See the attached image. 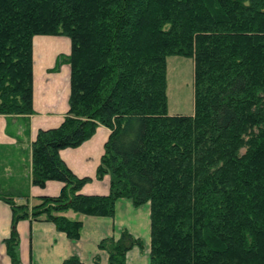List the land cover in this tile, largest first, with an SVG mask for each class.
Wrapping results in <instances>:
<instances>
[{"label":"trees","instance_id":"obj_1","mask_svg":"<svg viewBox=\"0 0 264 264\" xmlns=\"http://www.w3.org/2000/svg\"><path fill=\"white\" fill-rule=\"evenodd\" d=\"M35 34L70 39L59 56L70 65L67 114L31 143V182L63 185L32 205L0 192L11 264H21L19 219L77 239L82 220L66 211L115 216L120 197L151 204L150 264H264V0H0L2 114L33 112ZM170 55L194 58L191 114L169 112ZM100 123L111 133L96 175L110 174V191L82 193L92 177L75 174L59 149ZM135 245L144 240L127 228L99 243L108 264H127Z\"/></svg>","mask_w":264,"mask_h":264},{"label":"crops","instance_id":"obj_2","mask_svg":"<svg viewBox=\"0 0 264 264\" xmlns=\"http://www.w3.org/2000/svg\"><path fill=\"white\" fill-rule=\"evenodd\" d=\"M70 52V39L59 34H35L32 37V108L29 114L0 113V192L11 194L16 203L32 205L39 195H56L63 182L47 179L43 185L31 182V143L40 128L57 126L67 114L70 94V65L59 58ZM60 59V60H59ZM111 128L100 123L94 134L77 146L59 149L60 157L78 176H91L81 188L82 193H109L110 174L98 178L97 168L105 152ZM28 193V196L26 195ZM80 218L79 238L71 239L56 229L51 221L19 219L21 264H60L77 255L86 264H108L109 253L99 247L102 238H119L127 228L144 240V247L133 246L127 252V264H150L151 204L135 205L132 199L116 201L115 216L65 212ZM10 204L0 198V264H11L2 239L11 230Z\"/></svg>","mask_w":264,"mask_h":264},{"label":"rangeland","instance_id":"obj_3","mask_svg":"<svg viewBox=\"0 0 264 264\" xmlns=\"http://www.w3.org/2000/svg\"><path fill=\"white\" fill-rule=\"evenodd\" d=\"M169 112L191 114L194 112V58L183 55L168 56Z\"/></svg>","mask_w":264,"mask_h":264}]
</instances>
